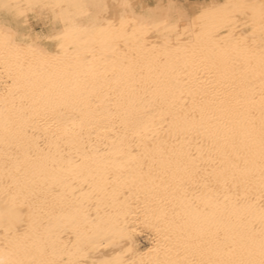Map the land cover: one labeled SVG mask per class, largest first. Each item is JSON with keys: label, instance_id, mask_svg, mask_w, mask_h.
I'll return each mask as SVG.
<instances>
[{"label": "bare ground", "instance_id": "bare-ground-1", "mask_svg": "<svg viewBox=\"0 0 264 264\" xmlns=\"http://www.w3.org/2000/svg\"><path fill=\"white\" fill-rule=\"evenodd\" d=\"M5 20L21 46L0 33V260L260 258L264 0H0Z\"/></svg>", "mask_w": 264, "mask_h": 264}, {"label": "snow or ice", "instance_id": "snow-or-ice-1", "mask_svg": "<svg viewBox=\"0 0 264 264\" xmlns=\"http://www.w3.org/2000/svg\"><path fill=\"white\" fill-rule=\"evenodd\" d=\"M0 33H5L11 37L10 39V46L12 47H20V44H17L16 41L19 40V34L14 33L11 26L10 21L5 20L2 25H0ZM47 119H51L53 121H59L60 123L65 124L67 127V131L71 133L72 131V125L74 124V121L77 119V117L69 114L68 112H65L63 110L61 111H54L51 115L47 116ZM262 132H264V129H262ZM237 141H233V145ZM199 147V141L194 137L193 140L190 142L188 148L185 150L183 154V170L185 173L191 177V182L199 184L202 181H206L207 177H205L203 174L205 171L208 170V165L205 163L206 158L203 155H198L197 151L194 150L195 148ZM207 160H211V158H207ZM264 175V173H262ZM185 186H188L187 183ZM254 202V199H253ZM259 210L262 214V225H264V190L261 191L260 194V203H259ZM253 231L255 229H252ZM262 235H264V226H262L261 229ZM215 239L219 244H222L224 246V252L225 254H229L232 252V246L227 242L226 236L221 233L217 232L215 234ZM0 264H5V261L0 260ZM184 264H264V242L261 244L260 249V258L258 260L255 259H217V260H198L196 258H193L191 260H187L184 262Z\"/></svg>", "mask_w": 264, "mask_h": 264}, {"label": "rangeland", "instance_id": "rangeland-1", "mask_svg": "<svg viewBox=\"0 0 264 264\" xmlns=\"http://www.w3.org/2000/svg\"><path fill=\"white\" fill-rule=\"evenodd\" d=\"M33 29L39 34L43 35L45 33V26L41 25L40 23L32 22Z\"/></svg>", "mask_w": 264, "mask_h": 264}]
</instances>
